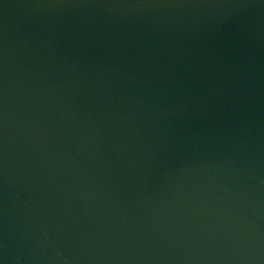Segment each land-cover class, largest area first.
I'll return each instance as SVG.
<instances>
[{
	"label": "water",
	"instance_id": "obj_1",
	"mask_svg": "<svg viewBox=\"0 0 264 264\" xmlns=\"http://www.w3.org/2000/svg\"><path fill=\"white\" fill-rule=\"evenodd\" d=\"M0 264H264V0H0Z\"/></svg>",
	"mask_w": 264,
	"mask_h": 264
}]
</instances>
